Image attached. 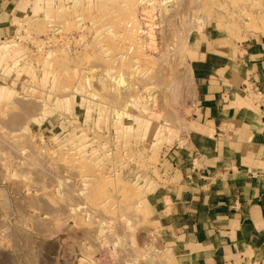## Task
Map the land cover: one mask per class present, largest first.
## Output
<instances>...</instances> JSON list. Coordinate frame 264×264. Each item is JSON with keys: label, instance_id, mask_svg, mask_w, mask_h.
I'll list each match as a JSON object with an SVG mask.
<instances>
[{"label": "rangeland", "instance_id": "1", "mask_svg": "<svg viewBox=\"0 0 264 264\" xmlns=\"http://www.w3.org/2000/svg\"><path fill=\"white\" fill-rule=\"evenodd\" d=\"M42 3L0 38V264H172L141 200L186 129L189 37L263 31L264 0ZM71 35L73 54L58 44Z\"/></svg>", "mask_w": 264, "mask_h": 264}, {"label": "crops", "instance_id": "2", "mask_svg": "<svg viewBox=\"0 0 264 264\" xmlns=\"http://www.w3.org/2000/svg\"><path fill=\"white\" fill-rule=\"evenodd\" d=\"M44 1L0 0V38ZM185 61L186 129L164 153L162 181L143 195L146 220L172 264H264V30L236 38L206 23Z\"/></svg>", "mask_w": 264, "mask_h": 264}, {"label": "built area", "instance_id": "3", "mask_svg": "<svg viewBox=\"0 0 264 264\" xmlns=\"http://www.w3.org/2000/svg\"><path fill=\"white\" fill-rule=\"evenodd\" d=\"M144 21L142 23V28L143 31H148V20L147 18H145V14H142L141 17ZM33 48L35 50H41L42 48L44 49H48L49 47H51V40L49 37H43L41 39H36L33 40ZM59 46H61L67 53L69 54H73L75 52H77L79 49H81L83 47L84 41L80 38V36L78 35H71V36H65L62 37L61 40L58 41ZM145 45V43H144ZM147 46V45H145Z\"/></svg>", "mask_w": 264, "mask_h": 264}, {"label": "bare ground", "instance_id": "4", "mask_svg": "<svg viewBox=\"0 0 264 264\" xmlns=\"http://www.w3.org/2000/svg\"><path fill=\"white\" fill-rule=\"evenodd\" d=\"M26 1V0H25ZM23 4V3H22ZM21 4V5H22ZM19 5H20V2H19ZM25 5V4H24ZM21 7V6H20ZM19 7V8H20ZM23 8H25L24 6H23ZM247 15H248V13H247ZM251 18L253 17V16H250ZM246 18H248V17H246ZM253 21V20H252ZM14 47V46H13ZM9 50V47L6 45V44H4V45H2V46H0V56H1V58L3 57V55H6V52ZM9 52V51H8Z\"/></svg>", "mask_w": 264, "mask_h": 264}]
</instances>
